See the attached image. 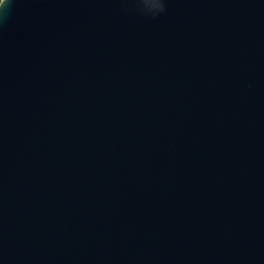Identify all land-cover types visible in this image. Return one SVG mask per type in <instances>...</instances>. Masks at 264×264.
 <instances>
[{"label":"water","instance_id":"obj_1","mask_svg":"<svg viewBox=\"0 0 264 264\" xmlns=\"http://www.w3.org/2000/svg\"><path fill=\"white\" fill-rule=\"evenodd\" d=\"M5 9L0 264H264V0Z\"/></svg>","mask_w":264,"mask_h":264},{"label":"clouds","instance_id":"obj_2","mask_svg":"<svg viewBox=\"0 0 264 264\" xmlns=\"http://www.w3.org/2000/svg\"><path fill=\"white\" fill-rule=\"evenodd\" d=\"M6 3L10 4L11 3V0H4V3L3 4H0V10H4L3 13H0V15H2L5 18L7 17V14H8L7 10L5 9ZM159 7H160V11H163L164 10L163 3H161L159 5Z\"/></svg>","mask_w":264,"mask_h":264},{"label":"snow or ice","instance_id":"obj_3","mask_svg":"<svg viewBox=\"0 0 264 264\" xmlns=\"http://www.w3.org/2000/svg\"><path fill=\"white\" fill-rule=\"evenodd\" d=\"M4 3V0H0V4H3Z\"/></svg>","mask_w":264,"mask_h":264}]
</instances>
